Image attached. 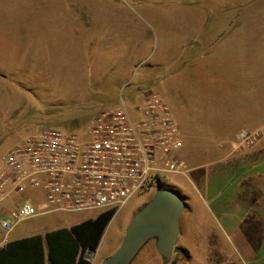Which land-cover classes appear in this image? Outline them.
Listing matches in <instances>:
<instances>
[{
  "label": "rangeland",
  "instance_id": "rangeland-1",
  "mask_svg": "<svg viewBox=\"0 0 264 264\" xmlns=\"http://www.w3.org/2000/svg\"><path fill=\"white\" fill-rule=\"evenodd\" d=\"M91 9L96 11L92 15ZM241 9L249 11L247 16L256 10L254 18L259 21L256 31H244L264 33V0H0V161L37 129L82 130L100 110L115 107L121 100L133 104L149 92L164 95L174 119L184 125L180 103L163 89L174 70L158 66L168 65L176 39L196 31L203 37L193 41L201 44L193 49L189 46L181 62L189 52L223 48L218 37L239 25L235 21ZM138 37L143 41L136 45ZM241 43L240 69L255 90H262L257 79L259 63L246 56L247 42ZM253 44L264 51V34ZM239 93L249 96L248 89ZM182 94L187 96V92ZM183 101L189 120L197 107ZM188 178L172 177L165 186L185 200L170 181L186 179L191 184ZM30 193L45 204V191ZM154 195H136L113 217L97 253L87 254L95 259L93 264H103L119 250L128 225ZM11 201L2 206L12 205V210L16 204ZM8 213L0 211V220ZM95 216L88 212L51 213L22 222L9 238L43 235ZM183 256L176 249L168 264ZM157 257L156 241L152 240L131 264L166 263L162 257L156 261Z\"/></svg>",
  "mask_w": 264,
  "mask_h": 264
},
{
  "label": "crops",
  "instance_id": "crops-1",
  "mask_svg": "<svg viewBox=\"0 0 264 264\" xmlns=\"http://www.w3.org/2000/svg\"><path fill=\"white\" fill-rule=\"evenodd\" d=\"M89 11L92 15L95 10ZM248 12L241 9L235 21L239 25L218 37L225 44L223 48L214 51L205 47L195 54L189 52L188 58L181 62L185 50L189 46L197 48L200 43L193 39L203 37L196 31L195 35L189 33L176 39L168 65L158 66L173 69L170 78L178 75L174 80L166 78L163 89L180 103V117L185 124L181 126L178 122L184 140L179 155L188 163L191 180V184L186 179L170 181L185 198L188 209L187 217L184 210L180 219L182 233L177 241L184 256L171 264H264V136L250 150L235 151L240 131L264 127V51L256 50L253 44L264 33L244 31L250 28L256 31L259 23L254 18L256 10L250 16L246 15ZM134 30L133 27L135 33ZM136 33L139 35L138 30ZM226 39L238 43H228ZM142 41L138 37L135 44ZM241 41L247 42L246 56L259 63L257 79L262 90H255L240 69ZM241 89H248L249 96L241 95ZM182 92H187V96ZM182 98L197 107L189 120ZM27 195L36 205L42 204L30 192ZM11 208L12 205L1 206L0 211ZM0 230L3 231L1 227ZM10 235L4 232L0 247L15 240ZM87 258L93 264L95 259L89 255ZM161 260L156 258L158 262Z\"/></svg>",
  "mask_w": 264,
  "mask_h": 264
},
{
  "label": "built area",
  "instance_id": "built-area-1",
  "mask_svg": "<svg viewBox=\"0 0 264 264\" xmlns=\"http://www.w3.org/2000/svg\"><path fill=\"white\" fill-rule=\"evenodd\" d=\"M262 136L264 127L240 131L235 151L250 150ZM183 144L170 105L158 92L100 110L82 130L37 129L0 161V207L16 204L0 227L9 235L22 222L51 213L117 214L136 195L155 194L172 177H189L179 155ZM35 190L45 191V204L15 198Z\"/></svg>",
  "mask_w": 264,
  "mask_h": 264
},
{
  "label": "trees",
  "instance_id": "trees-1",
  "mask_svg": "<svg viewBox=\"0 0 264 264\" xmlns=\"http://www.w3.org/2000/svg\"><path fill=\"white\" fill-rule=\"evenodd\" d=\"M115 215L109 210L70 228L11 240L0 247V264H91L87 254L99 248Z\"/></svg>",
  "mask_w": 264,
  "mask_h": 264
},
{
  "label": "water",
  "instance_id": "water-1",
  "mask_svg": "<svg viewBox=\"0 0 264 264\" xmlns=\"http://www.w3.org/2000/svg\"><path fill=\"white\" fill-rule=\"evenodd\" d=\"M183 200L176 191L160 188L128 225L119 250L103 264H131L152 240L160 257L169 263L182 233L180 219L187 209ZM90 253H97V249Z\"/></svg>",
  "mask_w": 264,
  "mask_h": 264
}]
</instances>
